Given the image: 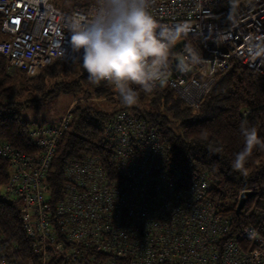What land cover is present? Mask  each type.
Masks as SVG:
<instances>
[{"label":"built area","instance_id":"2783aa9c","mask_svg":"<svg viewBox=\"0 0 264 264\" xmlns=\"http://www.w3.org/2000/svg\"><path fill=\"white\" fill-rule=\"evenodd\" d=\"M96 7L0 0L7 70L32 78L56 61L80 62L82 50L73 49L68 25L73 18L87 23ZM149 11L161 28L180 29L179 38L185 37L170 49L167 78L152 92L168 87L196 108L233 60L264 76V0H151ZM180 61L190 70L179 71ZM73 106L53 123L29 126L33 151L0 139L10 172L6 191L20 202L40 264H264V234L250 225L234 229L221 203L226 191L214 195L216 180L208 173L188 175L168 163L161 135L135 105L120 102L104 127L115 173L95 155L68 159L61 197L53 202L49 170ZM247 190L263 188L235 193ZM0 264L12 263L1 258Z\"/></svg>","mask_w":264,"mask_h":264},{"label":"trees","instance_id":"16d2710c","mask_svg":"<svg viewBox=\"0 0 264 264\" xmlns=\"http://www.w3.org/2000/svg\"><path fill=\"white\" fill-rule=\"evenodd\" d=\"M95 2L77 4L86 6ZM71 6L63 4L67 9ZM1 25L0 14V40L3 37ZM15 70L14 73L7 70L6 59L0 55V139L20 150H34L29 140L31 121L23 117V110L61 93L80 96L49 170L53 202L61 197L64 164L68 159L82 153L95 155L108 172L115 173L113 150L104 135L107 121L121 102L119 96L112 94V86L107 82L90 83L81 62L56 61L32 78H28L24 70ZM137 94L136 112L148 119L161 135L168 150V163L172 162L177 170L188 175L208 173L216 180L214 195L226 191L221 203L232 216L234 229L250 225L264 234V150L257 147L253 151L246 165V175L232 167L235 154L244 147L242 124L255 127L259 137L264 139V76L233 60L225 72L215 75L209 91L196 108L185 104L174 90L165 86L151 94ZM92 96L106 101L99 105L89 100ZM247 108L251 112L246 114ZM9 177L7 161L0 156V259L6 258L12 264H40L22 225L20 202L6 191ZM259 188L263 190L237 213L239 197L235 190ZM227 198L234 199L231 207L226 205Z\"/></svg>","mask_w":264,"mask_h":264},{"label":"clouds","instance_id":"9594fccd","mask_svg":"<svg viewBox=\"0 0 264 264\" xmlns=\"http://www.w3.org/2000/svg\"><path fill=\"white\" fill-rule=\"evenodd\" d=\"M96 3L87 23L73 18L68 25L71 45L77 52L82 50L79 61L90 83L107 82L124 106H134L139 97L133 86L151 93L165 82L170 49L181 30L161 28L149 11L151 0H96ZM177 69L190 70L184 61L177 64ZM241 134L244 147L235 154L232 167L246 175L253 151L257 147L264 150V139L255 127L244 124Z\"/></svg>","mask_w":264,"mask_h":264},{"label":"rangeland","instance_id":"374dc122","mask_svg":"<svg viewBox=\"0 0 264 264\" xmlns=\"http://www.w3.org/2000/svg\"><path fill=\"white\" fill-rule=\"evenodd\" d=\"M86 2L89 0H55V5L62 6L61 8L67 9L63 7V4L66 5H74L77 4V2ZM185 42V37H180L176 40L173 48H177L181 46ZM15 70V69H14ZM16 72V70L14 71ZM119 96V95H118ZM80 98V96H79ZM77 96L74 94H66L61 93L55 97L47 98L42 100L40 103H37L34 106H31L29 109L23 110V117L29 119L31 121V125L41 124L43 120H46V123H53L57 121L63 114L66 112V110L71 107L72 105H76L77 101L79 100ZM89 100H93L97 102L99 105H103L104 101H106L104 98L99 97H90ZM73 106V107H74ZM109 106H111L109 104ZM234 203V199L227 198L226 205L228 207H231Z\"/></svg>","mask_w":264,"mask_h":264},{"label":"water","instance_id":"95a60500","mask_svg":"<svg viewBox=\"0 0 264 264\" xmlns=\"http://www.w3.org/2000/svg\"><path fill=\"white\" fill-rule=\"evenodd\" d=\"M256 195H257L256 191L247 190V191L242 192V194L239 196L238 205L236 208L237 213H239L243 209L245 203L248 200L255 197Z\"/></svg>","mask_w":264,"mask_h":264},{"label":"crops","instance_id":"0c3cea01","mask_svg":"<svg viewBox=\"0 0 264 264\" xmlns=\"http://www.w3.org/2000/svg\"><path fill=\"white\" fill-rule=\"evenodd\" d=\"M72 6H73V5H72ZM72 6H71V7H69V9H70V8H72Z\"/></svg>","mask_w":264,"mask_h":264}]
</instances>
